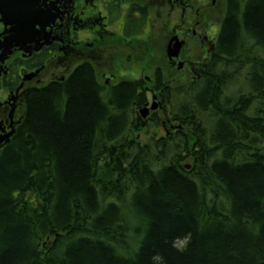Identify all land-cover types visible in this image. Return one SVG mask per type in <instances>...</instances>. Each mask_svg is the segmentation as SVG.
I'll return each instance as SVG.
<instances>
[{
  "label": "trees",
  "instance_id": "obj_1",
  "mask_svg": "<svg viewBox=\"0 0 264 264\" xmlns=\"http://www.w3.org/2000/svg\"><path fill=\"white\" fill-rule=\"evenodd\" d=\"M192 68L158 85L168 132L143 142L157 116L138 115L139 82L101 85L83 64L28 93L0 148V264L264 258V0H227Z\"/></svg>",
  "mask_w": 264,
  "mask_h": 264
},
{
  "label": "flooded vegetation",
  "instance_id": "obj_2",
  "mask_svg": "<svg viewBox=\"0 0 264 264\" xmlns=\"http://www.w3.org/2000/svg\"><path fill=\"white\" fill-rule=\"evenodd\" d=\"M226 1H1L0 148L15 135L28 93L50 82L64 83L83 64L101 85L139 82L146 97L137 110L148 108L147 117L158 116L156 109L150 110L148 98L155 99L162 111L158 85L176 83L164 79L159 64H153L151 75H138L133 68L126 71L124 64L131 61L134 66L145 53L144 46L160 41L162 31L170 64L175 63L177 69L189 64L193 75L187 80L194 78L192 64L207 61L215 50ZM176 42L180 44L177 55L168 57V44ZM138 47L142 49L139 56Z\"/></svg>",
  "mask_w": 264,
  "mask_h": 264
},
{
  "label": "rangeland",
  "instance_id": "obj_3",
  "mask_svg": "<svg viewBox=\"0 0 264 264\" xmlns=\"http://www.w3.org/2000/svg\"><path fill=\"white\" fill-rule=\"evenodd\" d=\"M222 12L220 11L219 14H217L218 17V22L221 19ZM162 30V29H161ZM165 37H164V32L161 31L160 34V41H153L150 45H145V53L142 54V49L140 47L137 48L136 54L140 56L139 60H135L132 66L131 61H128L124 64L123 69L124 70H130V68H133L134 71L138 75L146 74L148 73L151 75V71L153 68V64H159L161 70L163 71V76L164 79L170 83H178L181 81H185L192 77L193 73L190 69V65H184L182 68L177 69L176 64H170L168 61L167 57L165 56ZM187 51V49H186ZM158 52V53H157ZM113 68V64H111ZM113 70V69H112ZM118 72V71H115ZM122 75V74H120ZM122 79V76H120ZM133 78V77H130ZM100 81L102 79H99ZM149 100V105L152 104V101L156 103L155 99H151V97L148 98ZM148 105V106H149ZM158 116L157 119L154 122V125L151 130H146L145 128L140 129L137 131L134 135L136 139L139 141L143 142L151 133L155 132L158 135H163L165 130L167 129L166 127V119L162 116V113L160 111V108L156 109Z\"/></svg>",
  "mask_w": 264,
  "mask_h": 264
},
{
  "label": "water",
  "instance_id": "obj_4",
  "mask_svg": "<svg viewBox=\"0 0 264 264\" xmlns=\"http://www.w3.org/2000/svg\"><path fill=\"white\" fill-rule=\"evenodd\" d=\"M1 1H11V0H0V3H2ZM180 47V44L178 42L174 43L173 46L170 45V43L168 44V47H167V55L169 57L171 56H176L177 53H178V49ZM155 103L152 104L151 108H155ZM142 116H145L146 113H147V109L146 108H143L140 110ZM186 167H188V164L185 165ZM255 264H264V258L257 261Z\"/></svg>",
  "mask_w": 264,
  "mask_h": 264
}]
</instances>
